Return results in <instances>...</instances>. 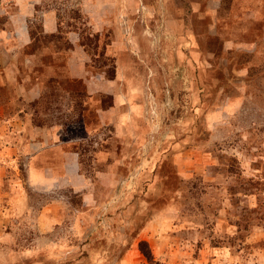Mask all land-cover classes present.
<instances>
[{"label": "rangeland", "instance_id": "obj_1", "mask_svg": "<svg viewBox=\"0 0 264 264\" xmlns=\"http://www.w3.org/2000/svg\"><path fill=\"white\" fill-rule=\"evenodd\" d=\"M0 264H264V0H0Z\"/></svg>", "mask_w": 264, "mask_h": 264}, {"label": "crops", "instance_id": "obj_2", "mask_svg": "<svg viewBox=\"0 0 264 264\" xmlns=\"http://www.w3.org/2000/svg\"><path fill=\"white\" fill-rule=\"evenodd\" d=\"M64 156H65V159H68L67 162H71V161L74 162V161H75V158H76L74 154H72V153H68V152H66ZM75 168H76L75 165L72 166V167H70L71 170H76ZM68 172H69V171H68ZM53 175H54V174H53ZM53 175H52V177H51V176H46L45 174H43L44 177H49V179H54V178H53ZM53 182H54V181H52V183H53Z\"/></svg>", "mask_w": 264, "mask_h": 264}]
</instances>
